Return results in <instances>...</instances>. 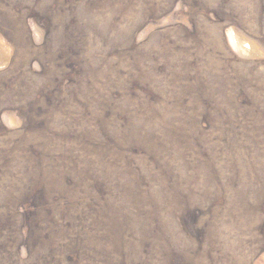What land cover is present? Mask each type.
I'll return each instance as SVG.
<instances>
[{
  "label": "rangeland",
  "instance_id": "rangeland-1",
  "mask_svg": "<svg viewBox=\"0 0 264 264\" xmlns=\"http://www.w3.org/2000/svg\"><path fill=\"white\" fill-rule=\"evenodd\" d=\"M0 264H264V0H0Z\"/></svg>",
  "mask_w": 264,
  "mask_h": 264
},
{
  "label": "bare ground",
  "instance_id": "bare-ground-1",
  "mask_svg": "<svg viewBox=\"0 0 264 264\" xmlns=\"http://www.w3.org/2000/svg\"><path fill=\"white\" fill-rule=\"evenodd\" d=\"M230 40H232L231 42H233V38H231ZM233 45L235 44V42L232 43Z\"/></svg>",
  "mask_w": 264,
  "mask_h": 264
}]
</instances>
